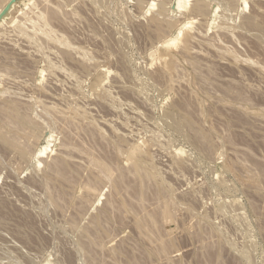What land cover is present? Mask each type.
Instances as JSON below:
<instances>
[{
	"label": "rangeland",
	"instance_id": "rangeland-1",
	"mask_svg": "<svg viewBox=\"0 0 264 264\" xmlns=\"http://www.w3.org/2000/svg\"><path fill=\"white\" fill-rule=\"evenodd\" d=\"M8 1L0 264H264V0Z\"/></svg>",
	"mask_w": 264,
	"mask_h": 264
},
{
	"label": "bare ground",
	"instance_id": "bare-ground-1",
	"mask_svg": "<svg viewBox=\"0 0 264 264\" xmlns=\"http://www.w3.org/2000/svg\"><path fill=\"white\" fill-rule=\"evenodd\" d=\"M6 1H8V0H0V7H3V6H1V5H2V4L5 5L4 3H6ZM34 1H35V0H34ZM40 1H41V0H40ZM47 1H48V0H47ZM49 1H50V0H49ZM58 1H60V0H57L56 3H55L54 1H52V2H54V4H57ZM200 1H201V0H200ZM230 1H232V0H230ZM8 2H9V3H8ZM8 2H7L8 5L11 4L12 7H13V4L15 5V3H13L14 1L11 2V0H9ZM10 2H11V3H10ZM30 2H31V1H30ZM36 2H38V1H36ZM36 2H35V3H36ZM62 2H63V0H62ZM65 2H66V0H65ZM65 2H64V4H65ZM69 2H70V1H69ZM194 2H195V1H194ZM198 2H199V1H198ZM12 3H13V4H12ZM31 3H33V1H32ZM45 3H47L48 5H51V4H49L48 2H46V1H45ZM59 3H61V2H59ZM138 3L140 4V2H138ZM195 3H196V2H195ZM200 3H201V5L199 4V6H197V7L195 6V7H196L195 9L197 10V13H200V14H197V15H201V13H202L204 10H206V8H205V7H206V6H205V3H203V1H201ZM202 3H203V4H202ZM208 3H209V2H208ZM226 3H227V2H226ZM38 4H39V3H38ZM41 4H43V2H41ZM61 4L64 5L63 3H61ZM152 4H153V3H152ZM197 4H198V3H197ZM230 4H231V3H230ZM246 4H247V2H246ZM28 5L30 6V3H29ZM36 5H37V3H36ZM44 5H45V4H44ZM206 5H207V4H206ZM11 6H10V7H11ZM33 6H34V3H33V5H31V7H33ZM41 6H42V5H41ZM60 6H61V5H60ZM60 6H59V4L56 5L55 7L51 6V7H53V9H52V8H51V9H52L54 12H52L51 9H50V10H51V12L54 13V14H52L51 12H46L45 14L50 13V14H48V15L50 16V15L52 14L51 16H53V17H54V15H55V13H56V14H60ZM49 7H50V6H49ZM151 7H152V6H151ZM190 7H192V6L190 5ZM260 7H261V6H260ZM44 8L46 9L47 6H45ZM44 8H42V11H43V12H45V11H44ZM61 8L63 9L64 6H62ZM193 8H194V7H193ZM193 8H192V10H193ZM204 8H205V9H204ZM216 8H217V7H216ZM32 9H33V8H32ZM195 9H194V11H195ZM26 10H27V9H26ZM26 10H25V12L27 13L28 10H27V11H26ZM46 10L48 11V8H47ZM64 10H65V8H64ZM161 10H162V11H161ZM161 10H159L154 16L152 15V19H151V20L149 19V21L153 22V24H154L153 27H155L156 30H157V31L155 30L156 33H157V32L160 33L161 30L164 31V30H165L164 28L167 27V26L164 27V28L162 27V24H161V23H162L163 20H166V19H165L166 16L163 17V10H164V9L162 8ZM33 11H34V10H33ZM36 11H37V10H36V7H35V11H34V12L36 13ZM65 11H66V10H65ZM65 11H63V14H64V13L66 14V13L68 12V11H67V12H65ZM165 11H166V10H165ZM165 11H164V12H165ZM0 12L2 13V11H0ZM30 12H31V10H29V13H30ZM43 12H42V13H43ZM23 13H24V11H22V14H23ZM26 13H25V14H26ZM37 13H39V12L37 11ZM37 13H36V14H37ZM42 13L40 12V14H37V15L35 14V15H34L35 17L32 15L33 17H32V19H30V20L26 19V20L30 21L29 25L32 26V28H33V34H35L34 36H36V31L38 30V27H39L40 25H41V28H42V29L46 26V25H45V26L43 27L42 23H39V22H38V23H39L38 27L35 26V25H36L35 22L38 21V19H41V20H39V21H42V18H44V16L46 17V15H44V14H42ZM194 13H195V12H194ZM204 13H207V12H204ZM3 14H4V13H3ZM25 14H24V15H25ZM32 14H33V13H32ZM65 14H64V15H65ZM207 14H208V13H207ZM0 15H2V14H0ZM30 15H31V13H30ZM43 15H44V16H43ZM48 15H47V17H48ZM64 15H62L63 18H64ZM67 15H68V14H67ZM70 15H72V14H70ZM70 15H69V17H70ZM120 15H121V14H120ZM194 15H195V14H194ZM202 15H204V14H202ZM60 16H61V15H60ZM75 16H76V14H75ZM122 16H123V15H122ZM125 16H126V15H125ZM17 17H18V16H17ZM27 17H29V15H27ZM53 17H52V18H53ZM56 17H57V16H56ZM58 17H59V15H58ZM58 17H57V18H58ZM65 17H66V15H65ZM73 17H74V16H73ZM73 17H72V18H73ZM19 18H20V17H19ZM19 18H17L18 21L20 20ZM21 18H22V15H21ZM34 18H35V19H34ZM50 18H51V17H50ZM66 18H68V17H66ZM15 19H16V18H15ZM15 19H13V20L16 21ZM22 19H24V18H22ZM45 19H46V18H45ZM45 19H44V22H46ZM60 19H61V17H60ZM64 19H65V18H64ZM64 19H63V20H64ZM69 19H70V18H69ZM35 20H36V21H35ZM52 20H54V19H52ZM61 20H62V19H61ZM18 21H16V22H18ZM21 21H22V20H21ZM34 21H35V22H34ZM166 21H167V23H169V25H170V21H171V20H166ZM24 22H25V21H24ZM31 22H32V23H31ZM44 22H43V24H44ZM63 22H64V21H63ZM63 22H62V23H63ZM69 22H70V20H69ZM151 22H150V24H151ZM14 23H15V22H14ZM66 23H67V22H66ZM218 23H220V22H218ZM11 24H12V23H11ZM19 24H20V23H19ZM23 24L25 25V24H28V23H27V22H26V23H22V25H23ZM31 24H32V25H31ZM13 25H14V24H13ZM22 25H21V26H22ZM47 25H48V24H47ZM167 25H168V24H167ZM19 26H20V25H19ZM21 26H20V27H21ZM26 26H27V25H26ZM30 26H29V27H25V28H27L28 30H27V29H24V27L22 26V27H23V30H27V31H28V34L30 33V32H29V28H30ZM163 26H164V25H163ZM16 27H18V26H16ZM16 27L14 26V28H16ZM22 27H21V28H22ZM47 27H48V26H47ZM14 28H13V29H14ZM21 28H20V29H21ZM32 28H31V29H32ZM151 28H152V27H151ZM162 28H163L164 30H163ZM44 29H45V31H46V35H47V30H46V29H48V28L45 27ZM14 30H16V29H14ZM39 30H40V27H39ZM39 30H38V32L41 31V30H40V31H39ZM51 30H52V28H51ZM19 31H20V30H19ZM19 31H18V32H19ZM34 31H35V32H34ZM43 31H44V30H43ZM43 31H42V32H43ZM49 31H50V30H49ZM152 31H153V30H152ZM16 32H17V31H16ZM21 32L23 33V34H21L22 36H24V34L27 33V32H25V31H21ZM24 32H25V33H24ZM51 32H52V31H51ZM51 32H48V34H49V33L51 34ZM53 32H55V31H53ZM53 32H52V34H51V38H52L51 41H52L53 39L55 40V38H56V41H57L58 39H60V37H61V39H63V37H64L63 35H62L63 37H62L60 34H59V35H56L57 37H55V34H54ZM56 32H57V31H56ZM19 33H20V32H19ZM30 34H31V33H30ZM33 34H32V35H33ZM44 34H45V33H44ZM160 34H161V33H160ZM162 34H163V33H162ZM25 35H26V34H25ZM42 35H43V34H42ZM42 35H41V33H40V38H42V37H41ZM38 36H39V35H38ZM38 36H37V37H38ZM58 36H60V37H58ZM27 37H29V36H27ZM30 37H32V36H30ZM30 37H29V38H30ZM37 37H36V38H37ZM43 37H45V36L43 35ZM48 37H49V36H48ZM34 38H35V37H34ZM40 38H37V39L40 40ZM25 39H27V38H25ZM31 39H32V38H31ZM61 39L57 41V43L59 44V46H60L61 43H63L62 45L66 44L63 40L61 41ZM64 39H65V38H64ZM42 40L44 41V39H42ZM54 40H53V41H54ZM66 40H67V39H66ZM66 40H65V41H66ZM43 41H42V42H43ZM46 41H48V39H47ZM49 41H50V40H49ZM49 41H48V42H49ZM53 41H52V42H53ZM36 42H39V41L37 40ZM40 42H41V40H40ZM52 42H51V44L54 43V42H53V43H52ZM68 42H69V41H68ZM46 43H47V42H46ZM46 43H45V44H46ZM36 44H37V43H36ZM42 44H44V42H43ZM49 44H50V43H49ZM54 44H56V43H54ZM58 44L55 45V46H58ZM68 44H69V43H68ZM0 45H1V44H0ZM69 45H70V44H69ZM3 46H4V45H3ZM59 46H58V49H61V48H59ZM64 46H66V45H64ZM67 46H68V45H67ZM67 46H66V47H67ZM71 46H72V44H71ZM71 46H70V48H71ZM41 47H42V46H41ZM44 47H45V46H44ZM53 47H54V46H53ZM61 47H62V46H61ZM66 47H64V48H66ZM182 47H184V45H182ZM54 48H55V47H54ZM64 48L62 47V49H64ZM68 48H69V47H68ZM70 48H69V49H70ZM69 49L67 50V48H66V50H64V51H66V52H64V54L66 53V56H67V52L69 51ZM78 49H79V48H78ZM80 49H81V48H80ZM80 49H79V50H80ZM186 49H187V48H185V50H186ZM70 50H71V49H70ZM82 50H83V49H82ZM82 50H81V51H82ZM0 51H1V50H0ZM60 51H61V50H60ZM73 51H74V50H73ZM78 52H79V51H78ZM190 52H191V51H190ZM69 53H70V52H68V54H69ZM80 53H81V52H80ZM188 53H189V52H188ZM64 54H63V51H62V55H64ZM192 54H193V53H192ZM8 55H9V54H8ZM70 55H72V51H71V54H70ZM80 55H81V54H80ZM84 55H85V54H84ZM0 56H1V55H0ZM9 56H10V55H9ZM66 56H65V57H66ZM68 56H69V55H68ZM193 56H194V55H193ZM5 57H6V56H5ZM70 57H71V56H70ZM8 58H9V57H8ZM6 59H7V58H6ZM195 59H196V58H195ZM76 60H77V59H76ZM82 60H83V59H82ZM69 61H70V60H69ZM74 61H75V60H74ZM74 61H73V62H74ZM195 62H196V61H195ZM6 63H7V62H6ZM84 63H87V62H84ZM84 63H83V64H84ZM77 64H78V63H77ZM83 64L81 63V65H83ZM89 64H90V63H89ZM192 64H193V63H192ZM57 65H58V64H57ZM81 65H80V66H81ZM85 66H86V64H85ZM87 66H88V65H87ZM87 66H86V67H87ZM193 66H195V65H193ZM168 67H169L170 69L172 68L170 65H168ZM4 68H6V67H4ZM83 68H84V67H83ZM6 69L8 70V67H7ZM7 70H6V71H7ZM10 70H11V69H10ZM10 70H9V71H10ZM65 70H66V69H65ZM9 71H8V72H9ZM11 71H12V70H11ZM60 71H61V70H60ZM71 75H72V74H71ZM12 76H14V75H12ZM79 79H80V78H79ZM77 80H78V79H77ZM75 82H76V80H75ZM4 92H6V91H4ZM7 92H8V91H7ZM7 92L4 94V96H7V94L9 93V92H8V93H7ZM9 94H10V93H9ZM12 94H13V93H12ZM2 95H3V94H2ZM238 95H239V94H238ZM0 96H1V95H0ZM243 96L245 97V95H242V97L239 96L241 100L243 99L242 101H244V97H243ZM14 97H15V96H14ZM237 97H238V96H237ZM11 98H12V97H11ZM6 99L8 100V98H5V100H6ZM12 99H13V98H12ZM245 99H246V98H245ZM18 100H19V99H18ZM238 100H239V99H238ZM247 100H248V99H247ZM19 101H20V100H19ZM239 101H240V100H239ZM245 101H246V100H245ZM245 101H244V102H245ZM1 102L4 103L3 101H1ZM1 102H0V103H1ZM246 102H248V101H246ZM2 103H1V104H2ZM6 103H7V102H6ZM242 104H244V103H242ZM45 108H46V107H45ZM45 108H44V110H45ZM242 108H243V107H242ZM41 109H42V108H41ZM44 110H43V111H44ZM45 111H46V110H45ZM50 111H51V110H50ZM40 112H41V111H40ZM46 112H48V111H46ZM46 112H45V113H46ZM51 112H52V111H51ZM54 112H55V110H54ZM46 114H47V113H46ZM49 114H50V113H49ZM51 114H52V113H51ZM51 114L49 115L50 118H52V117H51V116H52ZM43 115H44V114H43ZM34 116H35V115H34ZM41 116H42V115H41ZM46 116H47V115H46ZM46 116H45V118H47ZM36 117H37V116H36ZM43 117H44V116H43ZM48 118H49V117H48ZM63 118H64V117H63ZM66 118H67V117H66ZM64 119H65V118H64ZM182 119H183V120H181V119H180V120H181L182 122L184 121V124H185V123H187V124H189V125L192 124L191 121H190V119H189L186 115H182ZM48 120L50 121V119H48ZM65 120L67 121V119H65ZM1 121H2V120H1ZM1 121H0V122H1ZM8 121H9V120H8ZM37 121H38V120H37ZM42 122H43V121H42ZM51 122H52V120H51ZM69 122H70V121H69ZM8 123H9V122H7V126H10ZM10 123H11V121H10ZM177 123H178V122H177ZM2 124H3V121H2ZM29 124H30V123H29ZM187 124H186V125H187ZM3 125H4V124H3ZM11 125H13V122L11 123ZM181 125H182V124H181ZM186 125H185V126H186ZM192 125H193V124H192ZM192 125H191V127H192ZM185 126H184V127H185ZM0 128L3 129L1 126H0ZM9 128H10V127H9ZM12 128H13V127H12ZM12 128H11V129H12ZM14 128H16V127H14ZM18 128H19V127H18ZM18 128H17V131L19 130ZM21 128H22V127H21ZM186 129H187V128H186ZM188 129H189V128H188ZM192 129L194 130V132H193V130H190V131H191L193 134L195 133L196 137H198V140H199V139L202 140V138H204L205 134H204L203 132H201L200 129H199V130H196V129H194V127H193ZM197 129H198V128H197ZM21 130H23V129H20V130H19L20 133L22 132ZM28 130H29V129H28ZM3 131H4V130L0 131V134H1V132H3ZM12 131H14V129L11 130V132H12ZM24 131H25V129H24ZM24 131H23V132H24ZM26 131H27V130H26ZM14 132H15V131H14ZM23 132H22V133H23ZM15 133H16V132H15ZM15 133L12 132V134H15ZM18 133H19V132H18ZM22 133H21V135H22ZM25 133H26V132H25ZM25 133H24V134H25ZM30 133H31V132H30ZM4 134H5V132H4ZM10 134H11V133H10ZM10 134H9V135H6V134H5V135L7 136V138L10 139V137L13 136V135L10 136ZM16 134H17V133H16ZM26 134L28 135V133H26ZM26 134H25V136H26ZM45 134H46V133H45ZM2 135H3V134H2ZM117 135H118V134H117ZM122 135H123V134H122ZM3 136H4V135H3ZM6 136H5V137H6ZM8 136H10V137H8ZM15 136H16V135H14L10 140L13 141L14 139H16L17 136H18V134H17L16 138H15ZM28 136H29V135H28ZM30 136H31V135H30ZM191 136L194 137L193 135H191ZM20 137H21V136H20ZM20 137L18 136L17 139L19 140ZM61 137H62V136H61ZM205 137H206V136H205ZM7 138H6V139H7ZM13 138H14V139H13ZM32 138H33V136H32ZM35 138H36V137H35ZM62 138H63V137H62ZM9 139H7V142H10ZM12 139H13V140H12ZM17 139H16L15 141H17ZM20 140H21V139H20ZM25 140L27 141V139H25ZM33 140H36V139H33ZM33 140H32V142H33ZM117 140H118V138H117ZM121 140H122V138H121ZM194 140H195V139H194ZM203 140H204V139H203ZM203 140H202V142H204ZM15 141H13V142H15ZM47 141H48V140H47ZM59 141H60V140H59ZM65 141H66V140H65ZM122 141H123V140H122ZM196 141H197V140H196ZM13 142H10V144H12ZM18 142H19V141H17V143H18ZM24 142H25V141H24ZM27 142H28V141H27ZM36 142H37V141H36ZM62 142H63V141H62ZM118 142H119V141H118ZM118 142H117V143H118ZM22 143H23V141H22ZM29 143H30V142H29ZM48 143H49V142H48ZM69 143H70V142H69ZM69 143L66 142V143H62V144H63V146H66V145H70ZM14 144L17 145L16 143H14ZM19 144H21V143L19 142V143H18V146H16V147H20V148L22 149V150H20V151H23L24 149H23L22 146H21L22 144H21L20 146H19ZM26 144H27V143H26ZM33 144H34V143H32V144L30 143V145H33ZM64 144H65V145H64ZM119 144H120V142L118 143V145H119ZM47 145H48V144H47ZM59 145H60V144H59ZM199 145H201V144H199ZM12 146H13V144H12ZM23 146H24V145H23ZM27 146H28V145H27ZM44 146H45V145H44ZM112 146H113V144H112ZM16 147H15V148H16ZM30 147H31V146H30ZM30 147H29L28 149H30ZM25 148H26V147H25ZM41 148H42V146H41ZM41 148H40V149H41ZM18 149H19V148H18ZM40 149H39V150H40ZM39 150H38V151H39ZM67 150H68V148H67ZM67 150H65V151H67ZM73 150H74V149H73ZM73 150H72V151H73ZM116 150L119 151L120 149H116ZM24 151H25V150H24ZM45 151H46V150H45ZM57 151H58V149H57ZM63 151H64V150H63ZM63 151H62V149H61V151L59 150L60 153H64ZM69 151H70V150H69ZM118 151H117V152H118ZM28 152H29V151H28ZM40 152H41V150H40ZM75 152H76V151H75ZM120 152H121V151H120ZM22 153H23V152H22ZM68 153H69V152L67 151V155H66V156H68ZM70 153H71V152H70ZM118 153H119V152H118ZM43 154H44V153H43ZM64 154H66V152H65ZM37 155H38V154H37ZM40 155H41V154H40ZM53 155H54V154H52V156H53ZM55 155H56V156L53 157V158H56V157H57V158H59V159H55V161H54L55 168H54V169H55L56 173H59V174H58L59 176L62 175V177H63V174L65 173V172H63V169H62L63 166H64L63 164H65L64 162L67 161L68 159L65 160L63 157H60V156L58 157L57 154H55ZM70 155H71V154H70ZM64 156H65V155H64ZM80 156H81V155H80ZM68 157H69V156H68ZM69 158H70V157H69ZM43 159H44V158H43ZM53 160H54V159H53ZM50 162H51V160H50ZM94 162H95V161H94ZM48 164H49V163H48ZM95 164H97V163H95ZM52 165H53V164H51V166H52ZM93 165H94V163H93ZM98 165L100 166L99 163H98ZM46 166H47V165H46ZM103 166H104V164H103ZM53 167H54V165H53ZM53 167H52V169H53ZM101 167H102V166H101ZM104 167H105V166H104ZM104 167H103V168H104ZM136 167H137V170H138V165H137ZM50 168H51V167H50ZM64 168L66 169L65 166H64ZM106 169H107V168H106ZM109 169H110V168H109ZM47 171H48V167H47ZM52 171H53V170H52ZM52 171H51V172H52ZM61 171H62L63 173H62ZM104 171H105V169H104ZM138 171L141 172L140 169H139ZM54 173H55V172H54ZM61 173H62V174H61ZM67 173H68V172H67ZM67 173H66V174H67ZM108 173H109V172H108ZM110 174H111V173H110ZM145 174H147V172H146ZM56 175H57V174H56ZM140 175H141V174H140ZM149 175H150V174H149ZM149 175H147V176H149ZM141 176H142V175H141ZM67 178H68V177H67ZM69 178H70V177H69ZM142 178H143V177H142ZM148 178H149V177H148ZM65 179H66V178H65ZM65 179H64V180H65ZM144 179H147V177H144ZM149 179H150V178H149ZM59 180H60V179H59ZM46 181H47V180H46ZM61 181H62V180H61ZM116 181H117V180H115V181H113V182H116ZM65 182H66V181H65ZM159 191H161V189H160ZM60 194H61V193H60ZM59 196H60V195H59ZM61 196H62V195H61ZM57 198H58V197H57ZM61 199H62V198H61ZM61 199H60V200H61ZM124 202H125V201H124ZM102 212H104V211H102ZM163 212L165 213L164 210H163ZM163 212H162V213H163ZM102 214H103V213H102ZM163 215L165 216V215H169V214H163ZM98 216H99V215H98ZM92 217H93V216H92ZM165 217L167 218V216H165ZM165 217H163L162 220H163ZM94 218H95V217H94ZM134 218H135V217H134ZM168 218H169V217H168ZM94 220H95V219H94ZM134 220H135V219H134ZM152 220H153V219H152ZM149 221H150V222H153V221H151V220H149ZM143 222H144V221H143ZM145 222H146V221H145ZM90 223H91V222H90ZM93 223H94V222H93ZM96 223H97V221H95V225H96ZM100 223H101V218H100ZM100 223H99V221H98V224H100ZM153 223H154V222H153ZM153 223H152V224H153ZM146 224H147V223H146ZM150 224H151V223H150ZM133 225H134V223H133ZM138 226L141 227L140 224H138ZM144 226H145V225H144ZM147 226H148V225H147ZM153 226H154V225H153ZM96 227H97V226H96ZM101 227H102V226H101ZM140 227H139V228H140ZM145 227H146V226H145ZM145 227H144V228H145ZM148 227H149V226H148ZM150 227L152 228V225H150ZM97 228H98V227H97ZM136 229H137V228H136ZM149 229H150V228H149ZM94 230H95V229H94ZM138 230H140V229H138ZM138 230H137V231H138ZM141 230H143V229L141 228ZM150 230H151V229H150ZM95 231H96V230H95ZM144 231H145V230H144ZM86 232H87V231H86ZM90 232H91V231H90ZM90 232L88 231V233H90ZM141 232H143V231H141ZM141 232H140V234H141ZM92 233H93V232H92ZM145 233H146V232H145ZM148 233H149V232H148ZM142 234H143V233H142ZM150 235H151V234H150ZM145 236H146V235H145ZM90 237H91V236H90ZM147 237H148V236H147ZM153 237H154V236H153ZM93 239H95V238H92V241H93ZM96 239H97V238H96ZM154 239H155V238H154ZM84 240H85V238H84ZM155 240H157V238H156ZM97 241H98V240H97ZM93 242H94V241H93ZM160 242H164V241H160ZM97 243H98V242H97ZM81 244H82V243H81ZM85 244H86V243H85ZM160 244H161V243H160ZM163 244H164V243H163ZM163 244H161V245H163ZM82 245H83V244H82ZM89 245H90V242H89ZM89 245H88L87 247H90ZM92 245H94V244H92ZM157 246H158V245H157ZM165 246H166V245H165ZM91 247H92V246H91ZM94 247H95V246H94ZM97 247H98V246H97ZM158 247H159V246H158ZM163 247H164V245H163ZM163 247H162V248H163ZM83 248H84V247H83ZM164 248H166V247H164ZM111 249H112V248H111ZM158 249H159V248H158ZM117 250L120 251V248H117ZM163 250H164V249H163ZM90 251H91V249H90ZM111 251H112V250H111ZM150 251H151V250H150ZM161 251H162V250H161ZM85 252H86V254H87V252H89V249H88V250H85ZM120 252H121V251H120ZM159 252H160V250H159ZM162 252H163V251H162ZM166 252H167V251H166ZM166 252H165V253H166ZM82 253H84V252H82ZM86 254H85V256H86ZM88 254H90V253H88ZM113 254H114V252H113ZM90 255H91V254H90ZM161 255H162V254H161ZM83 256H84V255H83ZM88 256H89V255H88ZM91 256H92V255H91ZM93 256H94V255H93ZM115 256H118V255H115ZM86 257H87V256H86ZM111 257H112V256H111ZM87 258H88V257H87ZM90 258H91V257H90ZM84 259H85V258H84ZM92 259H93V258H92ZM94 259H95V258H94ZM132 259H133V258H132ZM85 260H86V259H85ZM95 260H96V259H95ZM88 261H89V260H88ZM132 261H133V260H132ZM132 261H131V262H132ZM97 262H99V261H97ZM129 262H130V260H129ZM131 262H130V264H131ZM93 263H94V262H93ZM93 263H92V264H93ZM101 263H102V262H101ZM114 263H115V262H114ZM114 263H113V264H114ZM88 264H90V263H88ZM97 264H98V263H97ZM102 264H103V263H102Z\"/></svg>",
	"mask_w": 264,
	"mask_h": 264
}]
</instances>
